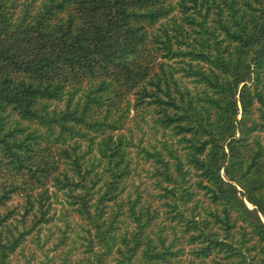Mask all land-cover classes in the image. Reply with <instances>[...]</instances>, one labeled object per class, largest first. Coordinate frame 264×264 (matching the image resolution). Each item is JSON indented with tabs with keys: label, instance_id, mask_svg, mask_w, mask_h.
<instances>
[{
	"label": "trees",
	"instance_id": "obj_1",
	"mask_svg": "<svg viewBox=\"0 0 264 264\" xmlns=\"http://www.w3.org/2000/svg\"><path fill=\"white\" fill-rule=\"evenodd\" d=\"M20 260L264 264V0H0Z\"/></svg>",
	"mask_w": 264,
	"mask_h": 264
},
{
	"label": "rangeland",
	"instance_id": "obj_2",
	"mask_svg": "<svg viewBox=\"0 0 264 264\" xmlns=\"http://www.w3.org/2000/svg\"><path fill=\"white\" fill-rule=\"evenodd\" d=\"M28 247L30 248V245H28ZM19 264H23V261H22V260H20V261H19Z\"/></svg>",
	"mask_w": 264,
	"mask_h": 264
}]
</instances>
